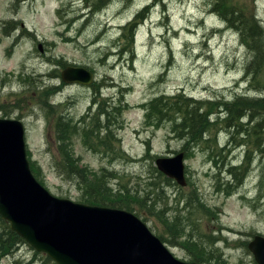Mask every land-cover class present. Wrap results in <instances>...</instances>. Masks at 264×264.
Returning a JSON list of instances; mask_svg holds the SVG:
<instances>
[{
    "label": "rangeland",
    "instance_id": "1",
    "mask_svg": "<svg viewBox=\"0 0 264 264\" xmlns=\"http://www.w3.org/2000/svg\"><path fill=\"white\" fill-rule=\"evenodd\" d=\"M101 2L103 8L91 13L83 10L86 0H0V116L24 120L28 157L55 196L78 202L84 197L74 180L59 176L65 163L54 124L66 113L87 128L86 138L74 139L81 166L97 173L107 169L110 185L121 193L146 188L150 179L164 189L151 201L152 211L146 204H132L133 212L178 258L194 259L182 243L191 233L221 259L217 264H258L248 242L264 235V162L255 146L263 135L252 127L245 132H251L248 137L242 134L244 119L236 137L246 147L236 148L222 119L209 132L213 143L190 151L189 183L181 187L157 172L156 158L173 156L184 142L169 125H149L144 110L162 92L227 98L252 89L256 96L249 80L241 83L250 57L239 33L213 13L217 0ZM147 6L149 15L133 34L131 23ZM225 7L246 11L264 26V0H226ZM68 65L90 69L95 83H65L61 76ZM122 106L120 117L116 110ZM250 161V172H245ZM174 220L185 226V237L172 236ZM38 258L44 260L28 243L12 253L0 252V264H30Z\"/></svg>",
    "mask_w": 264,
    "mask_h": 264
},
{
    "label": "water",
    "instance_id": "2",
    "mask_svg": "<svg viewBox=\"0 0 264 264\" xmlns=\"http://www.w3.org/2000/svg\"><path fill=\"white\" fill-rule=\"evenodd\" d=\"M67 82L90 84L93 74L67 67ZM184 153L160 157L158 167L186 185ZM0 213L11 227L58 264H198L177 259L133 213L76 203L48 192L33 176L26 154L25 130L18 120L0 118ZM264 264V236L249 242Z\"/></svg>",
    "mask_w": 264,
    "mask_h": 264
},
{
    "label": "trees",
    "instance_id": "3",
    "mask_svg": "<svg viewBox=\"0 0 264 264\" xmlns=\"http://www.w3.org/2000/svg\"><path fill=\"white\" fill-rule=\"evenodd\" d=\"M86 1L88 3L87 6L91 9V13L99 11L104 6V2L102 3L101 0H98V3H94V1L90 2V0ZM217 1L221 4L222 9L226 13H232V11H234V8L226 9L224 0ZM137 18H143V16L139 15ZM226 24L228 27L237 30L242 42L248 49L252 61L255 62L256 60L260 64H264V28L261 26L260 21L256 18L244 17L238 23ZM132 26L133 32H135L137 24L133 23ZM259 68L260 67L257 65L254 69L250 66V62H248L245 69V78L249 80L253 88H255L254 86L256 84L255 81L250 80V76ZM232 102L234 107L226 108L227 110L235 113L237 121L246 119L247 122H255L254 127L260 125L262 129H253L259 134H264V98L251 97L244 94L242 96H235L232 99ZM222 103L224 104V101H222ZM257 106L259 107V110L256 109ZM146 107V116L149 120V125H169L171 132L178 137V139L184 142V149L186 150L188 156L190 151L195 149L196 146L204 143H213V138L209 137V132L214 124L216 125L222 121L221 118L223 115L217 110L219 108L214 104L211 98H194L184 91L173 95L162 93L148 102ZM118 113L120 114L119 111ZM210 114H213L215 121L207 123L208 115ZM223 119H226V117ZM232 127L235 129L234 133L240 128L238 123H234ZM86 131L87 128L79 126L74 119L63 118V116H60L56 121V142L58 144V152L62 158V162L65 163V168L60 166L62 170L60 174L63 177L71 178L82 188V191H84L83 201L86 203L107 205L130 210H133L132 204H138L140 206H144L146 204L147 206H150L149 211H152L155 204H152L151 201L154 200L153 203H155V197L159 196L161 191L163 192L164 190L163 188L160 189V186H158L153 179L148 182L146 188L139 189V191H136L135 193H131L129 190L127 193H121L114 190V188L110 185L109 177L107 175L111 173H109L108 170L105 169L102 172L97 173L93 172L88 167L80 165L81 158L75 156L74 153L73 138L78 134L86 138ZM246 131L247 130H244V133L242 134H246L248 137L251 132L247 134L245 133ZM102 142H104V140ZM263 143L264 135L260 140L256 138L255 146L260 150L259 155L262 162H264ZM211 153L214 154V151L211 150ZM251 165L252 161L248 163V167L245 172H250L249 167ZM234 168L235 166L230 164L227 170L231 174ZM34 171L36 175L39 174L36 169H34ZM157 172L161 175V172ZM243 178L244 177L242 176L240 182L236 184V186L233 185V187L237 188L238 185L242 183ZM1 223L4 224L2 225L4 233L0 232V252L2 254L12 253L20 244L26 243L21 236L11 230L9 223L3 220L0 216V224ZM173 224L175 225V232L172 236L178 239L185 237V226L180 228L175 220ZM182 243L189 252H192L194 260L196 261L206 264H217L221 260L219 257H214L215 254L210 253V250L204 244L197 241L196 238L192 237L191 233L187 235ZM38 255L44 257V260H40V258H38L36 261L33 260L30 264H56L45 254L38 253Z\"/></svg>",
    "mask_w": 264,
    "mask_h": 264
},
{
    "label": "bare ground",
    "instance_id": "4",
    "mask_svg": "<svg viewBox=\"0 0 264 264\" xmlns=\"http://www.w3.org/2000/svg\"><path fill=\"white\" fill-rule=\"evenodd\" d=\"M211 10L213 11V13L220 16V19L222 20L223 23H238L242 20V18H244V17L250 18L249 15H251V14H248L246 11H243V10H234V11H232V13H226L222 9V6L218 1L216 3H214V5L211 6ZM260 24L264 28L263 23H260ZM240 40H241V38H240ZM241 45H244L246 47V45L242 42V40H241ZM249 57H250V59L248 62H250L251 67H253L254 69L256 68L257 65L260 67L254 73H252L250 76V80L257 82L258 84L262 82L261 86L255 87L253 89L256 96H251V93H250L252 91V89H251V90H248V92H240L239 90H237V91H235V94H232V95L228 96L227 98H225V96H219V95H212V96L206 97L207 99L211 98L213 100L214 104L219 108V112L226 117V127L228 128V130L230 132L231 138H233L234 142L236 143V148H244V146L246 147V141L244 140L245 143L242 141H239V140H243V139H238L236 137L239 133L238 132L239 130L237 132H235V135H234L235 129L232 127V125L234 123H238V124L240 123L243 125L242 122H244V121L243 120L237 121L235 113L227 110L226 107H228V108L234 107L232 99L237 95L242 96V95L246 94V95H249L251 97L264 98V64H262V63L260 64L255 59H253V60H255V62H256L255 63L252 61V58L250 55H249ZM245 81H247V78L244 77V79L241 81V83H243ZM221 100L224 101L225 105L222 103ZM256 109L259 110V107L257 106ZM223 115H222L221 120L224 118ZM210 121L211 122L215 121L213 114L208 115V122L207 123H209ZM216 123H217V121H216ZM254 125H255V122H247V124L245 125V129L247 130V129H250L251 127L256 128L258 130L262 129L260 125L256 126V127H254ZM262 135H264V134H262ZM245 159H246V156H245ZM233 165L235 166L236 163L235 164L233 163Z\"/></svg>",
    "mask_w": 264,
    "mask_h": 264
}]
</instances>
